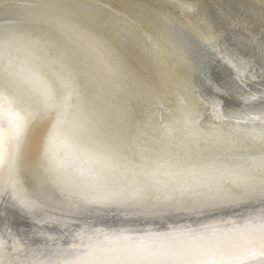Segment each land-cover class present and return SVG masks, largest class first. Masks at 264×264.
Segmentation results:
<instances>
[{"label":"snow or ice","instance_id":"snow-or-ice-1","mask_svg":"<svg viewBox=\"0 0 264 264\" xmlns=\"http://www.w3.org/2000/svg\"><path fill=\"white\" fill-rule=\"evenodd\" d=\"M0 11V264H264V48L259 62L227 60L240 108L224 109L220 89L201 94L216 121L205 124L186 81L183 91L165 83L161 92L118 62L79 58L73 45L85 34L74 18L94 17L92 0H4ZM116 23L143 27L127 17ZM166 99L167 117L159 111ZM40 122L46 146L25 172ZM255 202L223 229L131 236L84 219L102 207ZM9 208L38 243L14 229Z\"/></svg>","mask_w":264,"mask_h":264},{"label":"bare ground","instance_id":"bare-ground-1","mask_svg":"<svg viewBox=\"0 0 264 264\" xmlns=\"http://www.w3.org/2000/svg\"><path fill=\"white\" fill-rule=\"evenodd\" d=\"M3 3L0 0V9ZM92 4L94 17L74 18L85 34V39L73 45L81 60L98 66L118 62L161 92L165 91V83L174 91H183L179 84L181 80L186 81L192 94H185L198 105L205 124L216 121L211 109L200 103L201 94L209 95L220 89L223 95L218 102L224 109L240 108L237 96L242 89L232 79L227 60L242 55L255 56L259 62L264 48V0H92ZM125 17L143 27L118 26L116 21ZM201 33L216 35L218 40L209 45ZM171 106L166 99L159 111L167 117ZM47 132V122L33 126L25 172L35 163L38 151L46 146ZM58 150L59 146H54V151ZM259 207V202L201 211L169 206H113L99 208L84 219L106 232L124 231L137 236L172 228L223 229L224 221H240ZM3 210L4 204L0 201V212ZM8 214L20 235L38 243L31 237L28 221L18 211L9 208Z\"/></svg>","mask_w":264,"mask_h":264}]
</instances>
